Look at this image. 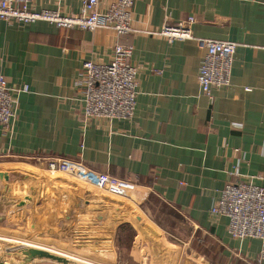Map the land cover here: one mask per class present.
Listing matches in <instances>:
<instances>
[{
    "label": "crops",
    "instance_id": "0c3cea01",
    "mask_svg": "<svg viewBox=\"0 0 264 264\" xmlns=\"http://www.w3.org/2000/svg\"><path fill=\"white\" fill-rule=\"evenodd\" d=\"M31 3L36 10L76 13L82 0ZM188 16L194 17L191 39L169 41L149 32ZM132 19L137 32L117 35L0 18V75L12 88L27 86L13 92L18 106L12 125H0V158L40 167L36 157L77 158L134 182L128 197L147 195L146 204L131 208L114 201L88 209H103L108 224L112 219L116 258L134 264L255 260L260 240L234 239L228 218L210 210L228 181L264 185V0H134ZM197 38L236 43L230 84L214 89L212 99L197 82L204 54ZM116 43L132 45L138 67L133 115L85 122L79 70L86 59L108 61ZM12 163L0 165L39 170L45 181L68 183L57 187L75 198L87 186L28 162Z\"/></svg>",
    "mask_w": 264,
    "mask_h": 264
},
{
    "label": "built area",
    "instance_id": "2783aa9c",
    "mask_svg": "<svg viewBox=\"0 0 264 264\" xmlns=\"http://www.w3.org/2000/svg\"><path fill=\"white\" fill-rule=\"evenodd\" d=\"M31 1L0 0V18L24 23L45 20L58 27L88 31L104 28L117 35L137 32L132 19L134 0H107L104 3L101 0H82L76 13H62L58 9L36 10ZM193 22V16L173 24L165 21L159 29L149 32L169 41L191 39ZM196 42L204 50L197 82L202 94L212 99L214 89L230 84L236 43L213 38H197ZM132 50L129 43H116L108 61H83L78 81L82 93L80 118L83 121L124 119L133 115L138 67L131 60ZM14 91H27V86L12 88L7 79L0 75V125L4 129L12 125L17 115L18 102L13 96ZM36 158L42 160L41 167L45 170L60 172L109 195L127 198L134 207L141 206L147 199V195L138 194L136 199L130 200L128 193L136 188L134 182L117 178L107 171L94 170L81 159L62 156ZM210 211L228 218L227 230L234 239H259L258 256L255 260L247 259L245 264H264V185L256 184L251 179L228 181Z\"/></svg>",
    "mask_w": 264,
    "mask_h": 264
},
{
    "label": "rangeland",
    "instance_id": "374dc122",
    "mask_svg": "<svg viewBox=\"0 0 264 264\" xmlns=\"http://www.w3.org/2000/svg\"><path fill=\"white\" fill-rule=\"evenodd\" d=\"M8 161L14 162L12 164L28 162L44 170L24 159L0 158V163ZM45 180L39 170L0 165V260L6 264H61L49 259L22 261V254L15 247L27 245L24 244L27 241L29 245L44 247L63 256L67 264L93 261L134 264L126 256L116 258L114 255L113 243L109 240L115 228L112 219L108 224L110 217H103V209L88 210L91 204L99 207L114 201L131 207L127 198L108 197L106 192L91 186H81L84 196L75 198L67 187H57L69 186L68 183L56 185ZM78 210L81 218L77 217ZM88 215L91 220L87 222L84 217Z\"/></svg>",
    "mask_w": 264,
    "mask_h": 264
},
{
    "label": "water",
    "instance_id": "95a60500",
    "mask_svg": "<svg viewBox=\"0 0 264 264\" xmlns=\"http://www.w3.org/2000/svg\"><path fill=\"white\" fill-rule=\"evenodd\" d=\"M15 249H19L20 253L22 254V261L30 262L31 260L35 259H49L53 260L57 263L61 264H67L65 262V258L61 255H58L57 253L53 251H49L44 248H40L33 245H18V247H15ZM0 264H6L4 260H0Z\"/></svg>",
    "mask_w": 264,
    "mask_h": 264
},
{
    "label": "bare ground",
    "instance_id": "6f19581e",
    "mask_svg": "<svg viewBox=\"0 0 264 264\" xmlns=\"http://www.w3.org/2000/svg\"><path fill=\"white\" fill-rule=\"evenodd\" d=\"M4 237H2V239H3ZM24 244H28L27 242H24ZM38 247V246H37ZM40 248H44V247H40ZM44 249H47V248H44ZM47 250H49V249H47ZM49 251H51V250H49ZM85 264V263H84ZM86 264H94L93 262H86ZM96 264V263H95Z\"/></svg>",
    "mask_w": 264,
    "mask_h": 264
}]
</instances>
